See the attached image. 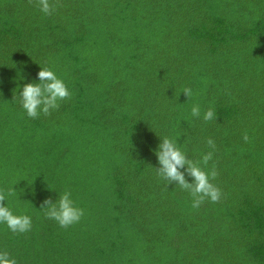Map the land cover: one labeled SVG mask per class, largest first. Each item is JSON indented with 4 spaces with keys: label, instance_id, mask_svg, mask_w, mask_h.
Segmentation results:
<instances>
[{
    "label": "trees",
    "instance_id": "obj_1",
    "mask_svg": "<svg viewBox=\"0 0 264 264\" xmlns=\"http://www.w3.org/2000/svg\"><path fill=\"white\" fill-rule=\"evenodd\" d=\"M52 2L46 16L0 0V189L32 219L23 234L0 224V251L17 264H264V0ZM44 66L72 97L32 119L19 93ZM165 136L192 160L215 141L219 202L193 209L156 175ZM65 190L85 210L67 229L40 210Z\"/></svg>",
    "mask_w": 264,
    "mask_h": 264
},
{
    "label": "clouds",
    "instance_id": "obj_2",
    "mask_svg": "<svg viewBox=\"0 0 264 264\" xmlns=\"http://www.w3.org/2000/svg\"><path fill=\"white\" fill-rule=\"evenodd\" d=\"M33 2L34 0H28L29 4ZM35 3L46 16L52 15L56 8V4L52 0H35ZM37 79L39 83H27L19 93V103L27 116L32 119L38 118L41 113L44 116L50 115L52 110L60 107V102L70 100L72 97V93L65 82L58 78L51 67H40ZM182 93L186 98L193 95L192 89L187 87L182 90ZM191 116L193 118L201 117L199 104L192 106ZM202 118L205 122L216 120L215 109L209 107L203 113ZM242 139L245 143L249 142V136L246 132ZM160 141L155 152L158 167L153 168L156 175L166 181L167 185L174 183L180 189L188 192L193 209H198L205 201L219 202L223 192L220 187L213 183L219 173L215 164L210 169L207 168L216 150L215 141L211 138L206 140L207 146L212 151L202 155L200 160L189 159L186 150L174 139L165 136ZM182 169L183 171H181ZM186 176L191 178V182ZM7 195L15 196L14 188L8 189ZM4 201L5 193L3 189H0V224H5L12 233L23 234L30 231L32 227L31 217L14 214ZM40 210H44L47 219L54 220L61 228L65 229L79 223L85 215V210L77 206L72 199L70 190H65L55 202L51 198L45 199L40 205ZM0 264H17V261L7 251H0Z\"/></svg>",
    "mask_w": 264,
    "mask_h": 264
}]
</instances>
